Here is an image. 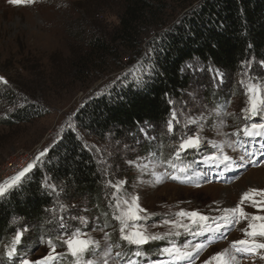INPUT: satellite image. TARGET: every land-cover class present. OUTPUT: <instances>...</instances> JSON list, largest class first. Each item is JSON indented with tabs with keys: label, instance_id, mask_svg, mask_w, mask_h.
Returning <instances> with one entry per match:
<instances>
[{
	"label": "rangeland",
	"instance_id": "rangeland-1",
	"mask_svg": "<svg viewBox=\"0 0 264 264\" xmlns=\"http://www.w3.org/2000/svg\"><path fill=\"white\" fill-rule=\"evenodd\" d=\"M121 3L122 0H34L30 5L17 7L10 5L8 0H0V77L5 81L8 78L23 91L34 93L36 98L43 97L46 103L42 107L48 110L42 118L30 124L0 125V179L21 170L24 159L37 155L54 142L86 98L107 93L117 77L137 69L138 60L134 59L121 69L97 73L87 81L78 80L79 75L73 76L70 72V64L82 49L83 41L117 26ZM146 41L142 43V53L147 49ZM129 56L124 53L123 63ZM254 65L258 66L255 71ZM185 70L191 74L190 87L173 103L180 119L174 131V135L178 133L177 138L174 139L165 126L142 127L126 137L109 138L102 150L94 148V154L99 153L95 159L101 167L103 190L111 191L107 192L105 200L108 216L115 213L112 218L116 219L119 215L115 207L118 200L137 196L140 207L145 209L139 225L148 234L161 237L174 231L164 221L178 219L176 213L181 210L198 211L217 218L222 215L220 210L223 208L235 207L241 195L250 188L264 189V157L257 167H250L248 158H244L235 145L233 135L247 126L248 87L256 85L264 93V60L257 64L248 63L236 74L221 73L198 63L187 66ZM233 85L235 88L231 89ZM1 87L4 90L10 88ZM220 97L225 102L222 103L223 109L218 105ZM5 105L0 104V120L14 107L22 106L20 103ZM259 117V121L264 123V119ZM187 135L199 136L201 147L213 149L216 153L223 151L237 165L243 158L245 166H239L242 173L238 180L225 185L206 183L195 188L170 183L164 175L163 162ZM161 145L166 149L159 150ZM153 173L161 175V179L157 181ZM117 184L120 185L118 190ZM242 207L252 215H264V212L252 208L249 202ZM62 218V222L47 219L26 224L29 231L25 242L29 249L24 253L26 258L39 259L48 250V241L35 239L37 230L45 227L52 235L65 232V237L56 238L63 244V239L69 236L66 229L74 227L73 222H76L82 233L87 234L84 238L94 242L86 253L87 259L93 264H119L117 254L126 244L121 239V224L111 219V223L103 225L96 217L80 212L64 214ZM184 223L188 224V221L184 220ZM247 224L248 221L241 220L225 240L205 247L194 264H202L211 255L225 249L232 251L230 245L233 241L246 239L244 230ZM185 233L184 229L180 230L181 236ZM55 247L61 255L68 254L64 244L63 250ZM235 264H264V260L257 255L249 259L238 258Z\"/></svg>",
	"mask_w": 264,
	"mask_h": 264
},
{
	"label": "trees",
	"instance_id": "trees-1",
	"mask_svg": "<svg viewBox=\"0 0 264 264\" xmlns=\"http://www.w3.org/2000/svg\"><path fill=\"white\" fill-rule=\"evenodd\" d=\"M144 41L147 49L142 53ZM82 45L70 64V72L79 75L80 81L121 69L134 59L138 60L137 69L122 74L107 93L86 98L71 116L72 127L66 124L46 147L42 161L0 197L2 264H8L4 252L16 231L26 230L14 260L18 262L29 252L25 246L28 223L62 222L63 215L72 212L96 217L103 225L111 223L105 204L111 191L103 190L101 167L95 159L99 153L94 154V148L102 150L109 138L117 140L142 127H164L174 112L178 114L173 103L190 87L187 66L198 63L236 74L248 63L263 61L264 0H122L117 26L100 31ZM124 53L130 56L123 63ZM257 68L254 65L253 71ZM138 77L142 82H137ZM6 80L8 84L0 83V104L22 106L3 115L0 125L30 124L48 112L42 107L46 103L43 97L36 98ZM1 85L10 88L4 90ZM222 103L218 105L223 109ZM172 136L175 139L178 133ZM73 223L74 227L66 229L67 235L82 232L81 226ZM39 230L36 240H51L64 249L56 238L65 237V232L52 235L45 227ZM60 257L64 264L71 261L67 254Z\"/></svg>",
	"mask_w": 264,
	"mask_h": 264
},
{
	"label": "snow or ice",
	"instance_id": "snow-or-ice-1",
	"mask_svg": "<svg viewBox=\"0 0 264 264\" xmlns=\"http://www.w3.org/2000/svg\"><path fill=\"white\" fill-rule=\"evenodd\" d=\"M8 3L12 6H27L34 3V0H8ZM152 67L151 65L149 66ZM153 73L150 71L149 75ZM120 80V77H117ZM138 83L142 82L141 78L138 77ZM0 83H7L2 77H0ZM248 108L245 110L249 116H261L264 119V93L261 92L260 88L256 85H250L247 89ZM99 95V93H97ZM177 119L175 113H173L172 120L168 122V132L173 131V121ZM69 128L72 127L71 122L68 123ZM247 138L264 137V123H252L250 126H246L241 129ZM235 134V133H234ZM201 147L200 137L197 135H187L182 138L178 144V149L175 153V159L179 160L182 153L189 150H199ZM264 148V145H262ZM48 149L40 151L35 155L34 159L27 163L17 174L12 176L9 180L0 184V197H3L9 189L16 187L26 176L27 173L31 172L33 168L42 161V158L46 156ZM253 153H247L249 157L248 163L253 166H258L259 161L251 159ZM264 156V153L261 154ZM204 162L209 166L220 168L223 166L224 171H232L234 167L245 166L243 164V158L240 165L232 159L231 156L224 154L223 151L219 153H212L204 157ZM131 163V162H130ZM168 166L172 168V172L165 173L171 180L191 179L192 174L187 166L177 167L174 163L169 162ZM144 167H147L146 165ZM223 174V173H220ZM156 180L161 179V175L153 173ZM197 186H199L197 184ZM116 189L118 190L120 185L117 184ZM246 202H249L252 208L259 212H264V189L250 188L244 192L239 200V203L235 207H227L220 210L222 215L218 218V221H222L223 224L217 221L216 217H210L208 215L201 214L198 211H184L181 210L176 213L178 219L173 221H164L165 224H170L174 231L166 233L165 236H179L180 230L184 229L187 232H192L194 228H198L199 231H195L193 234L196 236L203 235L205 231H213L208 225V221L212 220L216 223L214 229L215 232H220L221 227L231 224H239L241 220L248 221L247 228L244 230V236L246 239H240L233 241L230 245L229 251L218 252L211 255L208 259H205L202 264H235L238 259V255H249V256H260V259L264 260V215H252L244 210L242 207ZM119 215L116 219L119 220L121 239L126 241L129 245L136 246L137 248L147 244L150 240L162 239L165 237L150 235L148 232L139 225V221L142 219L141 213L145 212V209L140 207L139 198L132 196L131 199H124L123 201H117L115 205ZM184 220L188 221V224L184 223ZM64 227V225H61ZM24 231L19 230L15 232L10 245L5 249L4 255L8 261L12 264H16L14 258L19 255V248L23 241ZM86 233H82L77 230L68 236L67 239H63V244L66 246L68 253L76 258V264H93L90 259H83L84 254L89 251L93 246V241L86 237ZM205 244L196 243L190 245L184 243L183 246H179L175 243H170V246L162 249V253L171 259V264H178L180 261H188L192 264L195 258L204 251ZM61 255L52 244V241H48V250L46 254L42 255L39 259H28L22 256L18 260V264H55V261ZM119 255V253L117 254ZM137 257L141 255L139 251L135 253ZM129 264H133L129 261Z\"/></svg>",
	"mask_w": 264,
	"mask_h": 264
},
{
	"label": "built area",
	"instance_id": "built-area-1",
	"mask_svg": "<svg viewBox=\"0 0 264 264\" xmlns=\"http://www.w3.org/2000/svg\"><path fill=\"white\" fill-rule=\"evenodd\" d=\"M32 159H33V156H32V157H27L26 159H24V160L21 162V165H23V167H25L27 163H29V162L32 161ZM23 167H22V168H23ZM21 170H22V169H21ZM21 170L14 171V172H12V174H10V175H8V176H6V177H2V178L0 179V184H3L5 181L9 180L12 176H14L15 174H17V173H18L19 171H21Z\"/></svg>",
	"mask_w": 264,
	"mask_h": 264
},
{
	"label": "bare ground",
	"instance_id": "bare-ground-1",
	"mask_svg": "<svg viewBox=\"0 0 264 264\" xmlns=\"http://www.w3.org/2000/svg\"><path fill=\"white\" fill-rule=\"evenodd\" d=\"M21 168H22V167H21ZM16 170H17V169H16ZM9 174H10V173H9ZM227 195H228V194H227ZM224 202H225V201H224ZM224 202H223V203H224ZM223 203H222V204H223Z\"/></svg>",
	"mask_w": 264,
	"mask_h": 264
}]
</instances>
